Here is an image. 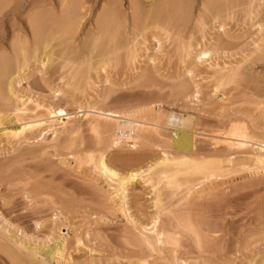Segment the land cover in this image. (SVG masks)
I'll return each mask as SVG.
<instances>
[{
    "label": "rangeland",
    "instance_id": "rangeland-1",
    "mask_svg": "<svg viewBox=\"0 0 264 264\" xmlns=\"http://www.w3.org/2000/svg\"><path fill=\"white\" fill-rule=\"evenodd\" d=\"M69 1L0 0V232L55 246L38 264H264V1L139 0L132 13L130 0H76L63 20ZM109 110L147 122V137L114 145ZM167 112L184 117L191 154L173 148ZM34 117L45 124L11 132ZM101 158L136 173L125 197ZM0 250V264L29 262Z\"/></svg>",
    "mask_w": 264,
    "mask_h": 264
},
{
    "label": "bare ground",
    "instance_id": "bare-ground-1",
    "mask_svg": "<svg viewBox=\"0 0 264 264\" xmlns=\"http://www.w3.org/2000/svg\"><path fill=\"white\" fill-rule=\"evenodd\" d=\"M61 1V0H60ZM68 1V0H67ZM72 2H70L69 1V3H67V5H64V7L63 6H60V12H61V15L62 14H64L65 16L67 15V14H69V13H74L75 12V10H77L78 8H80V7H82L83 5L79 2V1H76V0H71ZM105 1V0H104ZM131 2H130V6H132L131 7V10H132V8H133V10H132V13H134L135 12V9L134 8H136L138 5H140L139 4V0H130ZM137 1H138V5H137ZM156 1V0H155ZM165 1V0H164ZM219 1V0H218ZM223 1V0H222ZM225 1V0H224ZM223 1V2H224ZM258 1V0H257ZM262 1H264V0H262ZM109 2V1H108ZM150 2V1H149ZM157 2V1H156ZM168 2V1H167ZM217 1H215V0H208V1H206L205 2V6L206 7H208V5H206V4H210V9H211V5H212V7H215L214 5H215V3H216ZM261 2V1H260ZM170 3V2H169ZM252 3V1L250 0V1H248V4L250 5ZM7 4V3H6ZM9 4V3H8ZM7 4V5H8ZM92 4V3H91ZM108 4V3H107ZM114 4V3H113ZM158 4V3H157ZM180 4V3H179ZM188 4V3H187ZM219 4V3H218ZM222 4V3H221ZM224 4V3H223ZM63 5V4H62ZM159 5V4H158ZM203 5V4H202ZM10 6V5H9ZM42 6H43V4H42ZM150 6H152V5H150ZM221 6V5H220ZM6 7V6H5ZM84 7V6H83ZM104 7V6H103ZM114 7V6H113ZM47 8V7H46ZM58 8V7H57ZM110 8V7H109ZM188 8V7H187ZM104 9V8H103ZM108 9V8H107ZM139 10V9H138ZM1 11V10H0ZM109 11V10H108ZM112 11H113V9H112ZM130 11V10H129ZM134 11V12H133ZM36 12V11H35ZM40 12V11H39ZM107 12V11H106ZM86 13V12H85ZM186 13V12H185ZM76 14H78V13H76ZM100 14V13H99ZM113 14V13H112ZM32 15V14H31ZM30 15V16H31ZM146 15V14H145ZM33 16V15H32ZM31 16V17H32ZM39 16V15H38ZM63 16V15H62ZM72 16H75V15H73L72 14ZM84 16V15H83ZM131 16V15H130ZM29 18V17H28ZM44 18V17H43ZM55 18V17H54ZM67 18H68V15H67ZM102 18V17H101ZM216 18V17H215ZM38 19V18H37ZM45 19V18H44ZM65 18H64V16H63V20H64ZM69 19V18H68ZM72 19V18H71ZM103 19V18H102ZM75 20V19H74ZM100 20V19H99ZM39 21V20H38ZM38 21H37V23H38ZM46 21V20H45ZM66 21V20H65ZM68 21V20H67ZM77 21H78V19H77ZM95 21V20H94ZM133 21V20H132ZM136 21V20H135ZM27 22H29V21H27ZM33 22V21H32ZM32 22H30V24H32ZM60 22V21H59ZM70 22H71V20H70ZM101 22V21H100ZM64 23V22H63ZM113 23V22H112ZM29 24V23H28ZM50 24V23H49ZM62 24V23H61ZM68 24V23H67ZM77 24V23H76ZM101 24V23H100ZM55 25V24H54ZM54 25H52V26H54ZM114 25V24H113ZM30 26V25H29ZM32 26V25H31ZM30 26V27H31ZM46 26V25H45ZM52 26H51V28H52ZM59 26H61V25H59ZM123 26V25H122ZM217 26V25H216ZM221 26H223V25H221ZM33 27V26H32ZM35 27H36V25H35ZM40 27V26H39ZM50 27V26H49ZM57 27V26H56ZM71 27V26H70ZM72 27H73V25H72ZM97 27V26H96ZM13 28V27H12ZM143 28V27H142ZM219 28V27H218ZM31 29H33V28H31ZM46 29V28H45ZM61 29H62V27H61ZM69 29V28H68ZM95 29V28H94ZM47 30V29H46ZM52 30V29H51ZM55 30H57V29H55ZM66 30V29H65ZM71 30V29H70ZM76 30V29H75ZM11 31V30H10ZM14 31V30H13ZM42 31H43V28H42ZM72 31V30H71ZM70 31V32H71ZM31 32V31H30ZM34 32H36V29H35V31ZM33 32V33H34ZM49 32H50V30H49ZM64 32V31H63ZM117 31H115V33H116ZM60 33V32H59ZM72 33V32H71ZM105 33V32H104ZM14 34V33H13ZM43 34H44V31H43ZM48 34V33H47ZM56 34V33H55ZM62 34V33H61ZM64 34V33H63ZM75 34V33H74ZM99 34V33H98ZM97 34V35H98ZM141 34H142V32H141ZM46 35V34H45ZM50 35V34H49ZM56 35H58V33L56 34ZM133 35V34H132ZM144 35V34H143ZM61 36V35H60ZM68 36V35H67ZM70 36H72V34L70 35ZM99 36V35H98ZM111 36V35H110ZM119 36H121V35H119ZM36 37V36H35ZM42 37V36H41ZM63 37V36H62ZM112 37V36H111ZM118 37V36H117ZM47 37H45V39H46ZM61 38V37H60ZM68 38V37H67ZM100 38V37H99ZM50 39V38H49ZM48 39V40H49ZM64 39H66V38H64ZM71 39V38H70ZM98 39V38H97ZM33 40V39H32ZM52 40V39H51ZM118 40V39H117ZM44 41V40H43ZM124 41V40H123ZM131 41V40H130ZM60 42V41H59ZM49 43V42H48ZM69 43V42H68ZM47 44V43H46ZM105 45V44H104ZM115 45V44H114ZM39 46V45H38ZM64 46V45H63ZM67 46V45H66ZM101 46V45H100ZM117 46V45H116ZM122 46V45H121ZM33 47V46H32ZM36 47V46H35ZM108 47V46H107ZM112 47V46H111ZM259 47V46H258ZM262 47V46H261ZM63 48V47H62ZM98 48V47H97ZM14 49H16L15 48V46H14ZM42 49V48H41ZM95 49V48H94ZM117 50V49H116ZM24 51H26V50H24ZM34 51V50H33ZM46 51V50H45ZM45 51H42V52H44L41 56H39V62L42 64V66L43 65H45V63L46 64H48V62L51 60L50 58V55L48 54V53H45ZM48 51V50H47ZM88 51V50H87ZM69 52V51H68ZM114 52V51H113ZM261 52V51H260ZM263 52V51H262ZM2 53V52H1ZM0 53V54H1ZM51 53V52H50ZM63 53V52H62ZM65 53V52H64ZM2 55V54H1ZM263 55V54H262ZM3 56V55H2ZM23 56V55H22ZM263 57H264V55H263ZM26 58V57H25ZM264 59V58H263ZM2 60V59H1ZM16 60H17V58H16ZM259 60V59H258ZM11 61V60H10ZM22 62H23V60H22ZM28 62V61H27ZM26 62V63H27ZM51 62V61H50ZM5 63V62H4ZM3 63V64H4ZM26 63H25V65H26ZM6 64H8V63H6ZM24 64V63H23ZM23 64H22V69L20 68V75L22 74L23 75V73H24V71L26 70V67H24L23 66ZM10 65H12V64H10ZM9 65V66H10ZM3 66V68H4V65H2ZM1 66V64H0V68L2 67ZM8 66V68L10 69V67ZM5 68H6V66H5ZM5 68H4V70H5ZM7 68V69H8ZM2 72V71H1ZM4 72H2V75H4L3 74ZM6 73V72H5ZM14 73V72H13ZM1 75V74H0ZM9 75V74H8ZM6 77V76H5ZM11 77V76H10ZM17 78V77H16ZM1 79H2V77H1ZM0 79V80H1ZM17 82V81H16ZM9 84H10V82H9ZM8 84V92L9 93H11L12 95H10V97L12 98L13 96H15V94L14 93H16L15 91H14V88L12 87V84L11 85H9ZM14 84V83H13ZM2 88V87H1ZM12 88H13V91H12ZM2 92V91H1ZM18 94V93H17ZM0 95H2L1 93H0ZM9 95V94H8ZM8 97V96H7ZM6 97V98H7ZM1 98V97H0ZM9 98V97H8ZM15 97H13V100H14V103L15 102H17V100L19 99L18 97H16V98H18L17 100H16V98L14 99ZM22 98V97H21ZM20 98V99H21ZM2 99V98H1ZM5 99V98H4ZM20 99H19V104H18V106L19 105H23V104H25V103H23V102H25L24 100H22L21 102H20ZM26 99V98H25ZM9 100V99H8ZM16 100V101H15ZM4 101V100H3ZM6 102H7V100H6ZM8 103H9V101H8ZM7 103V104H8ZM13 104V103H12ZM9 107H8V109H10V108H13V107H10V105H8ZM14 106H17V104L15 105L14 104ZM25 106V105H24ZM23 107V106H22ZM15 108V107H14ZM12 109L13 111L16 109L17 111V113H19V112H22V113H26V112H24V110L26 109L27 110V108L26 107H23V108H25V109H21V106H19V107H16L15 109ZM11 110V109H10ZM20 110V111H19ZM21 110H23V111H21ZM25 110V111H26ZM1 111V110H0ZM15 112V113H16ZM160 112V111H159ZM16 113V114H17ZM102 114H104V116L105 117H107V118H109V119H114V120H116V125L118 126V127H124V128H132L133 130H138V132H143V134L144 135H146L145 133H146V124H147V122H143V121H137V120H135V119H133V118H130V117H127V116H125V118H126V120L124 121V122H120V120H118L117 118H115L116 116H120L119 114H117V113H115V112H113V111H105V112H101ZM158 113V112H157ZM48 114L49 115H51V117H56V118H58V116L60 117V115H65V114H67L65 111H64V109H62V108H56V109H50L49 110V112H48ZM18 115V114H17ZM22 115H24V114H22ZM63 115V116H64ZM160 115V114H159ZM16 116V115H15ZM19 116V115H18ZM65 116H67V115H65ZM157 116V115H156ZM23 117V116H22ZM114 117V118H113ZM4 118V117H3ZM25 118V117H24ZM67 118V117H66ZM152 118V117H151ZM163 118V117H162ZM143 119V118H142ZM148 119V118H147ZM141 120V119H140ZM153 120V119H152ZM158 120V119H157ZM165 123L168 125V126H171V127H175V134H174V137H173V139H172V141H171V144H172V146H173V148L176 150V151H178L179 153H181V154H191L192 153V151H193V143H192V136H191V134H190V132L189 131H186V130H184V129H182L181 127H177V125L179 124H181L182 126L184 125V117H182V116H180V115H178V114H176V113H174V112H167V113H165ZM52 121V120H51ZM155 121H156V118H155ZM45 122H46V119H44V118H40V117H34L33 119H31V120H27V121H25V122H23L22 124H21V128L18 130V131H14V130H11V132H15V133H19V132H23L24 130H30V129H34V128H37V127H40V126H42L43 124H45ZM48 122V121H47ZM58 122V121H57ZM149 122V121H148ZM54 123V122H53ZM188 125V124H187ZM185 126V125H184ZM110 127V126H109ZM55 129V128H54ZM117 129V128H116ZM148 129V128H147ZM149 130V129H148ZM144 131H145V133H144ZM8 134H12L9 130H8ZM116 132V131H115ZM148 132V131H147ZM4 133H5V131H4ZM117 133V132H116ZM7 134V133H6ZM238 134V133H237ZM138 135H139V133H138ZM142 135V134H141ZM140 135V136H141ZM143 135V136H144ZM242 135V134H241ZM134 136H135V134L133 133V135L132 136H130L128 139H134ZM139 136V137H140ZM242 136H244V135H242ZM146 137H147V135H146ZM145 137V138H146ZM245 138V137H244ZM125 142L127 141V140H124ZM240 141V140H239ZM117 142H121V141H119L118 139H117V137H116V142H115V140H114V145H119ZM239 144V143H238ZM240 144H242V143H240ZM239 144V145H240ZM238 145V146H239ZM245 145V144H244ZM243 146V145H242ZM128 147L129 148H134V147H136L135 146V144H128ZM256 147V146H255ZM262 147H264V144L262 145ZM262 147H260V150H262L263 148ZM254 148V147H253ZM248 149V148H247ZM258 149V151H259V148H257ZM254 151H256V150H254ZM264 151V150H263ZM186 160V159H185ZM185 160L183 161V160H181V159H179V161H176V163H177V165H182V164H184L185 163ZM256 160L257 161H259V162H261V161H263L264 160V152H260V154H258L257 155V157H256ZM99 162H100V168H101V170L103 171V173L104 174H106V176L104 175V177H106L107 178V176H108V178H115L116 180H117V182H118V185H117V191L119 192V194L121 195V196H124L125 195V192H127V185L129 184V183H132L133 182V180H134V178H135V176H136V173L135 172H133V171H128L127 173L125 172V174L124 175H119V173H117V171H115L114 169H112V168H110V166L109 165H107V163L104 161V159L103 158H101L100 160H99ZM179 162V163H178ZM191 162V161H190ZM264 162V161H263ZM156 164H158V163H156ZM159 164H161V166L163 165L164 167H166L167 165H172L170 162H169V160H168V158H167V156L166 155H164V157L159 161ZM191 164H189L188 166H190ZM195 165V164H194ZM191 167V166H190ZM195 168H197V167H202V166H200V165H195L194 166ZM205 167V166H204ZM180 168V167H179ZM185 168V167H184ZM193 168V167H192ZM182 169H183V167H182ZM135 171V170H134ZM174 173V172H173ZM169 175V174H168ZM167 176V175H166ZM170 176V175H169ZM205 177V176H204ZM208 176H206L205 178H207ZM169 181H170V179H169ZM116 182V183H117ZM125 197V196H124ZM125 199V198H124ZM121 200V199H120ZM157 202V201H156ZM122 203V202H121ZM156 205V204H155ZM209 207V206H208ZM153 218V217H152ZM157 218V217H156ZM155 218V219H156ZM154 219V220H155ZM152 220V219H151ZM153 223V225H154V227H155V222L156 221H152ZM206 222V221H205ZM0 223H1V221H0ZM1 226H4V225H2L1 224ZM0 226V227H1ZM9 227H10V229H11V226L9 225L8 226V230L9 231H12V233H13V230H10L9 229ZM153 227V228H154ZM4 228L5 229H3V227H2V229H0V231H3V230H7L6 228H7V225H6V227L4 226ZM13 229V228H12ZM156 229V228H155ZM158 229V228H157ZM2 232V233H4V235H6L5 233L6 232ZM8 231V232H9ZM156 231V230H155ZM154 230H152V232L154 233L155 232ZM213 231V230H212ZM7 232V233H8ZM158 232V231H157ZM156 232V233H157ZM162 232V231H161ZM166 232V231H165ZM1 233V232H0ZM0 234V236L1 235H3V234ZM11 233V232H10ZM12 233L11 234H7V236H5L4 237V235L2 236V237H0V238H4V239H6V243H4V244H2V246L0 247V249H2L3 250V252L5 253H7V255L10 257L9 259H11L12 261H14V262H17L18 263V261H21V262H23V261H29L28 262V264H32V263H36V264H38V262L37 261H39L40 263H42V262H44L45 260H50L52 257H53V255H54V252H55V246H50V247H47V249H45V250H43V249H41V250H37L36 248H33V247H29V245H25L24 244V242H22L20 239L18 240V238L16 239L15 237V235H12ZM152 233V234H153ZM160 234H163V233H158L157 234V237L158 236H160ZM162 236V235H161ZM164 236V235H163ZM166 236V235H165ZM160 238V237H159ZM163 238V237H162ZM144 239V238H143ZM172 240H173V238H172ZM171 240V241H172ZM3 241V240H2ZM149 242V241H148ZM157 242H159V240L157 241ZM1 244V243H0ZM23 246V249H26L27 248V251L25 250V252L23 253V251L22 252H20L19 251V247H21V246ZM35 247V246H34ZM1 251V250H0ZM44 256V258H41L40 259V256H41V254ZM39 254H40V256H39ZM37 256H39V259L37 260ZM83 261H85V260H83ZM39 263V264H40ZM77 264V263H76ZM143 264V263H142Z\"/></svg>",
    "mask_w": 264,
    "mask_h": 264
},
{
    "label": "built area",
    "instance_id": "built-area-1",
    "mask_svg": "<svg viewBox=\"0 0 264 264\" xmlns=\"http://www.w3.org/2000/svg\"><path fill=\"white\" fill-rule=\"evenodd\" d=\"M116 118H117L118 120H120L121 123L124 122V121L126 120V118L123 117V116H116ZM133 133H134V130H133L132 128L118 127V128H117L116 137H117V139H118L119 141L125 143L124 140H128V138H129L130 136H132ZM126 142H127V141H126ZM123 143H122V144H123Z\"/></svg>",
    "mask_w": 264,
    "mask_h": 264
}]
</instances>
